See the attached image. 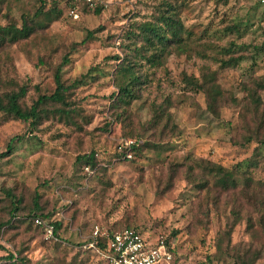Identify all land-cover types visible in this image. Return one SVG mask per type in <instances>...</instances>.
<instances>
[{
	"label": "rangeland",
	"instance_id": "1",
	"mask_svg": "<svg viewBox=\"0 0 264 264\" xmlns=\"http://www.w3.org/2000/svg\"><path fill=\"white\" fill-rule=\"evenodd\" d=\"M167 1L177 6L183 41L171 47L164 65L140 61L151 81L141 98L115 111L114 56H125L138 25L155 20ZM55 5L59 16L41 15L36 21L42 27L28 39L0 47V92L26 86L27 105L39 93H52L54 69L65 53L71 59L62 68L67 84L89 74L67 92L75 107L70 117L49 103L30 132L29 122L0 113V153L14 136L28 133L0 158V264H99L86 247L95 226L127 224L168 240L173 258L164 264H264V90L255 104L245 89L264 77V7L254 0H109L100 13L79 6L76 17L68 0H45L42 10ZM40 6V0H0V24L21 25ZM231 56L238 63L222 67L219 60ZM187 77L220 87L215 112ZM154 103L169 112L158 123ZM137 136L144 144L133 161L91 173L76 160ZM250 158L258 165L238 174L230 190L216 186L195 162L231 169ZM9 190L22 198L12 219ZM36 192L47 219L61 222L56 242L31 219ZM19 252L24 262L6 258Z\"/></svg>",
	"mask_w": 264,
	"mask_h": 264
},
{
	"label": "trees",
	"instance_id": "2",
	"mask_svg": "<svg viewBox=\"0 0 264 264\" xmlns=\"http://www.w3.org/2000/svg\"><path fill=\"white\" fill-rule=\"evenodd\" d=\"M40 1L41 6L37 9L35 18L30 19V17L24 15L21 25L16 23H8L6 25L0 24V47L7 43L12 44L23 39H28L35 32L36 26L42 27L40 20L36 21V19L41 15H45L50 20H52L54 17L52 14L55 15V17L60 15L61 10L58 9L57 5L51 8L50 12H44L42 8L45 5V0ZM68 1L70 3L69 10L74 12H77L78 7L83 5L84 10L100 13L107 6L109 0H104L105 3H97L94 6H90L84 0ZM254 1L257 3V5L263 6L259 1ZM177 15V6L170 1L165 2V9L160 11L155 20H146L138 25L137 30L133 33L131 40L133 46L131 47V43L128 42V52H126L125 56L121 57L119 54L114 56L118 61L114 75V80L117 87L116 90L111 93L110 105L115 109V111L117 108H122L123 111L126 110L134 100L141 98L142 90L150 83V76L148 74H142L138 67L141 64L140 61L144 60L145 63H148L152 66L164 65L163 59L167 54L171 53V47L174 44H176L177 47H180L184 38L182 31L183 25ZM92 34L93 31L90 30L87 34V37L84 38L82 42H86L89 39V36ZM188 35L191 36L192 33L188 32ZM223 49L227 51L230 50L229 48ZM70 61L71 59L69 54L65 53L62 56L61 61L55 66L54 69V91L50 94L39 93L38 97L33 100L30 105H27L23 102V98L27 93L26 86L21 87L19 90L11 89L6 92H0V113L3 115V117H6L7 119H19L23 122H29L31 126L30 132L41 123L42 118L49 111L46 107L49 103L60 104L61 107L57 108V111L62 115L65 114L70 117L69 115L71 114V111L75 110V107L71 106V104L68 102L67 92L70 89L84 83L89 74H83L81 78L76 79L73 83L67 84L63 78L62 68L63 66L70 63ZM219 61L222 67L235 66L238 63V58L231 56L228 59L221 58ZM187 82L207 94L209 99V107L215 112L217 109V99L222 93L220 87L216 84L206 85L203 82L200 83L197 79L191 77H187ZM245 89L249 91V94L255 104L259 103L258 91L264 90V77L253 79L251 86L246 85ZM153 109V117L156 123H158L167 113L169 114L168 110H166V107L164 108V106L161 104L154 103ZM120 115L121 114H119V116ZM27 134L28 133L14 136L7 144V151L0 153V158L9 155V153H13L14 149L16 148L15 142L24 140V137H26ZM127 139H134L135 142L128 145L125 143ZM127 139L121 140L113 150L108 151L105 148H96V150H92L89 153L78 155L76 160L79 164H83V169L88 168L89 172L91 173H95V171L100 167H108L109 163L133 161L136 158V155L141 151L144 140L141 136ZM263 148L264 138L259 140V149L261 150ZM103 153H105L107 156H103ZM130 154L131 156H129ZM104 159H106V163L102 162ZM195 162L203 168L206 175H212L215 178L216 186L221 187L223 190H230L237 187L239 184L237 175L246 174L249 168L258 165V161L255 158L243 160L237 163L231 169L221 164L212 163L205 160H195ZM7 194L13 206L11 208L13 209L11 216L12 219L16 217V213L19 210L20 204L22 203V198L12 193L10 190L7 191ZM31 212V219L36 223V226L43 229L45 234L46 224L54 225L55 236L47 238L55 242L58 241L61 222L47 219V217H49V213H45L43 211V208L39 202L38 192L35 194ZM11 219L7 221L8 224L11 222ZM37 220H40V222L38 223ZM2 225H0V228ZM126 227L138 229L136 226L131 224H127ZM121 229L108 227L106 231L109 235L103 236L101 239H99L95 247L88 248L98 257L99 264H106V261L97 249L107 250L109 236L114 231ZM140 231L143 232L142 230ZM6 258H9L10 261L14 262H24L26 260V257L21 252L18 254L10 253L6 256Z\"/></svg>",
	"mask_w": 264,
	"mask_h": 264
},
{
	"label": "built area",
	"instance_id": "3",
	"mask_svg": "<svg viewBox=\"0 0 264 264\" xmlns=\"http://www.w3.org/2000/svg\"><path fill=\"white\" fill-rule=\"evenodd\" d=\"M90 6L105 3L104 0H84ZM264 6V0H257ZM77 17V12H73ZM135 142L127 139L126 144ZM131 156V154L129 155ZM88 170V168H86ZM89 171V170H88ZM39 223L40 220H37ZM47 237H54V225L46 224ZM108 232L100 226H95L86 247H95L99 239L108 236ZM103 256L106 264H164L173 258L172 247L164 237H152L138 229L125 227L114 231L107 244V250L97 249Z\"/></svg>",
	"mask_w": 264,
	"mask_h": 264
}]
</instances>
